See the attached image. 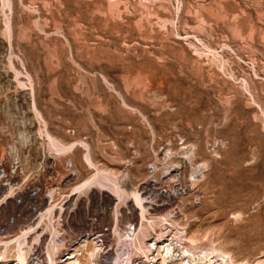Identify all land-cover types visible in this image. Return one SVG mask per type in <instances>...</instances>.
<instances>
[{
	"label": "rangeland",
	"instance_id": "rangeland-1",
	"mask_svg": "<svg viewBox=\"0 0 264 264\" xmlns=\"http://www.w3.org/2000/svg\"><path fill=\"white\" fill-rule=\"evenodd\" d=\"M1 168L11 257L29 231L43 264H88L94 231L96 264H127L133 228L168 218L264 259V0H0Z\"/></svg>",
	"mask_w": 264,
	"mask_h": 264
},
{
	"label": "bare ground",
	"instance_id": "bare-ground-1",
	"mask_svg": "<svg viewBox=\"0 0 264 264\" xmlns=\"http://www.w3.org/2000/svg\"><path fill=\"white\" fill-rule=\"evenodd\" d=\"M198 172L199 169L197 170V173ZM95 177V179L92 178L94 179V182H96L95 180L97 179V176ZM87 182V184H89L90 181ZM112 183L111 186H114L112 188H115L113 189V192L116 193L118 198L124 196V191L118 187V183L116 186L114 185L115 182ZM136 200L140 202L142 218L145 220L148 208L142 203L143 198L141 196L136 195ZM49 212L52 213V210H49ZM148 223L146 224L148 225L146 227H144L143 224H141L139 228L134 227V236L136 237L135 240H133V244H125L117 250L119 251L121 249V253L128 255L129 262H127V264H136L140 260L141 264H172V262L175 261L179 264H234V261H228L226 259L228 253L220 249L211 248L207 250V248L206 251L197 250L198 244H195L196 240H193L192 238L189 239V237L186 236V231L176 227L177 225H175V222L171 219L163 218L159 222L150 220ZM132 225L133 224H129L126 232L129 238L132 235ZM28 235L29 231H26L19 236L16 257H13V255L11 257L7 250L11 243H4L6 250L2 249L0 251V264H43L40 259L41 255L39 252V246L33 249L27 246L26 240ZM102 239L103 234L98 235V233L94 231L90 232V235L85 236L83 241L87 243L90 242L93 245V249L89 252L88 264H96L99 261L105 262V254L101 253L103 245ZM187 242H189L190 245H188L189 243L187 244ZM55 248V246L49 248V258H51L49 264L50 262L52 264H82V261L77 257L76 252L69 253L68 258L65 261L58 260L59 257L56 254L58 251L56 252ZM74 251L77 250L74 249ZM116 259L120 261V255H117ZM159 260L161 261L159 262ZM256 264H264V259L258 260Z\"/></svg>",
	"mask_w": 264,
	"mask_h": 264
},
{
	"label": "built area",
	"instance_id": "built-area-1",
	"mask_svg": "<svg viewBox=\"0 0 264 264\" xmlns=\"http://www.w3.org/2000/svg\"><path fill=\"white\" fill-rule=\"evenodd\" d=\"M20 165V160L18 158H16L15 160H13V166L15 168V170L19 167ZM10 181L9 177H8V172L5 170V168H1L0 169V183L5 182L4 186H8L9 189L12 188V182H8ZM226 259L229 261V256H226ZM225 263V262H224Z\"/></svg>",
	"mask_w": 264,
	"mask_h": 264
}]
</instances>
